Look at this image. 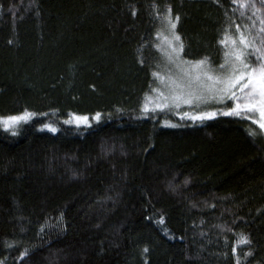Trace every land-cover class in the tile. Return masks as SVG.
Masks as SVG:
<instances>
[{"label":"trees","instance_id":"1","mask_svg":"<svg viewBox=\"0 0 264 264\" xmlns=\"http://www.w3.org/2000/svg\"><path fill=\"white\" fill-rule=\"evenodd\" d=\"M254 3L0 0V117L34 113L0 125V264H264V131L144 109L167 15L217 69L225 33L264 50Z\"/></svg>","mask_w":264,"mask_h":264},{"label":"snow or ice","instance_id":"2","mask_svg":"<svg viewBox=\"0 0 264 264\" xmlns=\"http://www.w3.org/2000/svg\"><path fill=\"white\" fill-rule=\"evenodd\" d=\"M233 3H238L240 8L250 6L252 9L256 8L254 0H233ZM264 6V0H260ZM243 15V13H241ZM172 29L176 27V22L169 17H165ZM260 23L264 25V20ZM247 27V26H246ZM239 30V28H238ZM264 33V28L260 30ZM173 38L177 41L180 37L173 32ZM226 40L231 41L233 47L224 53L225 60L219 65L221 71L213 73L207 67V57L196 61H186L190 66L191 71L184 69L185 76L178 80L171 81L172 96L179 106V102L192 104L193 102H203L208 99L218 98L221 101L229 99L232 101V106L227 108L225 115L245 116L252 120L261 131H264V50L256 48L259 55L253 56L252 53L246 52L248 48H254L255 45L248 41L246 36L240 35L239 43L243 48L235 47L236 41L225 33V39L219 41L220 44L226 45ZM264 44V41H262ZM159 76V73H154ZM163 79V77H160ZM179 89L181 91L177 92ZM187 90L186 92L183 90ZM239 93V94H238ZM163 95V93H161ZM156 107L163 108L165 104H157ZM215 112L198 113L192 116L193 120L197 118L203 119L215 115ZM34 113L25 112L7 117H0V125L5 129L10 128L16 122L27 120ZM187 116L188 113H183ZM100 113H96L93 119H99ZM75 122L77 124H88L89 118L87 115H73L66 123ZM43 127L55 131L50 124H45ZM255 131H250V135H255ZM163 217H161V223ZM166 231V230H165ZM249 241L241 235L238 243H248ZM235 247L233 251H235ZM147 251V249H145ZM26 253L22 252L21 256Z\"/></svg>","mask_w":264,"mask_h":264},{"label":"rangeland","instance_id":"3","mask_svg":"<svg viewBox=\"0 0 264 264\" xmlns=\"http://www.w3.org/2000/svg\"><path fill=\"white\" fill-rule=\"evenodd\" d=\"M167 17L170 18V16L168 15ZM173 32H175V30L170 27V25L168 24V20L164 19L162 27L157 33V49L161 55L160 63L158 65V71L156 72L159 73V76L155 75V84L152 87V90L149 93V95L146 97V102L144 105L145 111L169 109L172 112H174L177 116L184 118H192L193 115H196L198 113H209V112L216 113L217 109L218 110L220 109V107L218 108L217 106L224 105L231 100L224 99L221 101L218 98H213V99L205 100L200 103L193 102L192 104H186L181 101L179 102V106L178 107L176 106V102L174 101L172 96L171 81L178 80L181 77H184V79L187 80V77L185 76L183 70L188 69L189 71H191V69L190 66L187 63H185L186 60L182 59L181 57L180 43L179 41L173 38ZM231 38L236 41L235 47L241 49L243 48V45L239 43V38H233V37ZM232 47L233 45L231 41L226 40V45H224L225 52L229 51V49ZM245 51L251 53L250 48L246 49ZM252 53L254 56L259 55V53H257L256 51L255 52L253 51ZM224 60H225V56H224ZM207 67L214 74L221 71L220 68L212 69L208 65ZM160 77H163V79H160ZM176 91L179 92L181 90L177 89ZM183 91L186 92L187 90L185 89ZM161 93H163V95H161ZM157 104H165V107L163 108L156 107ZM183 113H188L189 115L185 116L183 115ZM71 118L72 117L68 118L67 121L70 120ZM21 121L16 122L10 128L15 127ZM88 123H90V120ZM70 124H73L75 126L85 125V124H77L74 121L71 122ZM165 125L174 126L172 123H165Z\"/></svg>","mask_w":264,"mask_h":264}]
</instances>
